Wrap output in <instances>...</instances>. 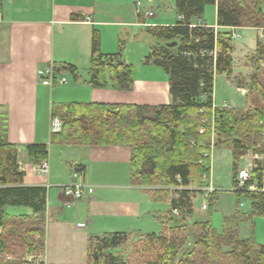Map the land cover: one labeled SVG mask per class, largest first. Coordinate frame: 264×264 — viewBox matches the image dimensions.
Segmentation results:
<instances>
[{"label": "trees", "instance_id": "1", "mask_svg": "<svg viewBox=\"0 0 264 264\" xmlns=\"http://www.w3.org/2000/svg\"><path fill=\"white\" fill-rule=\"evenodd\" d=\"M175 5L181 19L174 26L148 30L156 44L147 58V62L152 61L169 76L172 105L68 103L52 108V116H59L64 122L62 132L52 135L53 142L129 146L133 152L132 184L147 188L154 199L168 198L171 206V217L163 232L139 235L127 259L109 251L130 242L131 235L92 237L87 264H264V245L256 240L253 222L252 234L244 240L234 228L238 215L224 220L221 234L210 220L189 226L184 220L190 210L188 192L182 191L178 200L172 199L171 192L177 187L201 186L202 175L210 174L211 160L204 154L210 150L213 136L216 148L232 151L235 173L242 156L249 152L264 154V148H258L264 133V86L257 74L259 63L264 62V45L257 43L256 80L252 85L263 105L246 110L214 107L215 74L233 73V40L213 27L193 26L194 21L203 19L207 6L216 5L219 27L262 28L264 0H176ZM77 19L83 18L73 17ZM172 42L177 45L172 48L166 45ZM215 51L216 58L211 54ZM65 69L77 77L73 66ZM90 77L93 88L118 91H132L135 82L132 65L101 54V35L96 29L92 36ZM27 150L35 165L48 160L44 144L29 145ZM24 176L18 165L17 147L0 143V264H34L26 256L45 253L47 192L41 187L24 186ZM254 182L264 186V166L260 161L253 170L251 183ZM234 193L238 202L241 199L252 202V215L244 220L251 222L254 216L264 217V192ZM214 199L215 193L210 198L211 204ZM7 206H27L33 214L4 215L2 210ZM174 211L179 216H174ZM192 237L190 251L175 263Z\"/></svg>", "mask_w": 264, "mask_h": 264}, {"label": "crops", "instance_id": "2", "mask_svg": "<svg viewBox=\"0 0 264 264\" xmlns=\"http://www.w3.org/2000/svg\"><path fill=\"white\" fill-rule=\"evenodd\" d=\"M0 4L3 7V21L0 24V143L17 147L19 169L25 175L23 185L46 189L45 264H87L89 240L92 237L114 233L129 234L132 237L143 235L154 229L159 219L152 211L153 204L147 195L148 189L136 187L131 182L133 152L129 146L65 145L52 141L50 124L56 91L53 88L57 85H42L38 70L54 65L65 74L69 73L65 68L73 66L77 77L69 74L77 83L83 81L82 72H86L88 79L84 81L85 84L79 83L68 88L69 92L58 99V105H172L169 76L152 61L147 62L155 44L151 46L149 40L139 39L142 44H137L133 56L122 55L119 48L117 53L112 54L113 51H108L106 47L107 32L104 30L109 27H135L141 28V33L148 34L152 27L174 26L181 17L176 8V21L169 23L166 20L172 19L165 14L158 17L153 6L147 9L141 2L134 3V0H0ZM214 9L213 24L209 25L203 17L201 21H194L193 26L207 25L215 28L217 33L227 35L243 29L219 27L216 5ZM145 11H151L153 16L146 18ZM73 17L83 19L73 20ZM150 18L153 20L148 21ZM95 29L101 35L103 56L114 57V60L134 67L135 82L132 91L93 88L90 85L92 36ZM240 38L241 35L238 39ZM232 40L234 44L235 39ZM257 43L258 39L252 54H255ZM233 65V73L227 77L243 95H248L242 84L237 85V78L243 73H235V64ZM74 92H80V97L75 96ZM258 103L259 107L263 105L262 100ZM214 107L236 109L235 105L226 103L218 106L214 102ZM33 144L47 146V175L35 171L37 165L32 163L27 150ZM221 148L214 147V150ZM227 151L233 160L232 151ZM253 159L252 152L242 156L236 163V171L241 161L248 165ZM263 160L261 158L259 161L264 166ZM215 162L214 156H211L210 180L214 191L208 199L214 193L215 199L211 208L203 205L202 211L208 212L211 209L220 212L224 220L238 215L239 221L234 228L239 230L241 239H248L252 234V223L244 220L245 216H250L245 211V204L249 203L251 207L252 202L244 199L246 202L243 204L242 200L238 202L234 190L220 192L216 188L213 179ZM234 166L233 161V186L236 175ZM74 181L84 186L85 193L82 199L67 202L64 188ZM182 191H187L190 198V210L184 216L185 222H188L195 215L196 198L198 195L207 198V191L200 190L199 187H177L171 189L172 199L178 200ZM7 207H25L30 211L11 215L6 212ZM7 207L2 210L4 215L33 214V210L27 206ZM1 215L2 213L0 218ZM208 220L212 222L214 217L209 214L206 221ZM195 223L197 222L192 225ZM245 224L250 225V236L244 238L241 234ZM1 231L0 226V233Z\"/></svg>", "mask_w": 264, "mask_h": 264}, {"label": "rangeland", "instance_id": "3", "mask_svg": "<svg viewBox=\"0 0 264 264\" xmlns=\"http://www.w3.org/2000/svg\"><path fill=\"white\" fill-rule=\"evenodd\" d=\"M141 2V4L145 5L147 9L151 6L154 7L155 14L159 17L165 14L167 18L172 20H166L169 23H175L176 21V5L175 0H134V3ZM214 5H209L206 7L204 19L205 21L211 25L215 22V9ZM264 10V6H263ZM153 18L148 19V21H152ZM264 28V27H262ZM257 28H243L238 31L241 35L240 39L234 40V53L233 59L235 64V73H243L240 74L239 78H237V85L244 87L245 90L248 91V95H243L241 90H238L237 86L233 84L225 74H217L215 76L214 81V102L218 106H222L223 104L227 105H235L237 109H249V108H257L259 107V101L261 98L256 91V89L252 88L256 78V71L254 67V53L252 52L255 49L256 41L259 36V32L255 30ZM261 29V28H259ZM141 28L135 27H123V28H113L109 27L106 28L104 31L107 32L105 35L106 39V47L108 51H113L112 54L117 53L118 50H121L122 55L127 54L129 57L133 56L137 49V44L140 43V40L143 39L149 40L150 45L156 44V40L148 35L147 33H141ZM139 32V33H138ZM140 35V36H139ZM145 35V36H144ZM140 39V40H139ZM119 48V49H118ZM249 55V56H248ZM248 56L246 59L245 57ZM245 59V61H244ZM249 60V61H248ZM234 66V65H233ZM246 68V69H245ZM252 73L251 75H245ZM258 74V80L264 86V76L260 72ZM65 77L68 79V83L65 86H57L54 87L53 90L55 91V98L53 102H55L54 106L58 105L59 98L65 95L68 91V88L74 86L76 84L82 83L85 84V80L88 79V76L85 71L82 72L83 81H78L79 83L75 82L73 77L69 73L64 74ZM71 92V91H70ZM75 96L77 97L81 95L80 92H74ZM80 97V96H79ZM80 99V98H79ZM256 100L258 102H256ZM77 101V100H76ZM258 148L259 145H258ZM226 148H221L220 150H214L212 158L214 156L215 165L213 167V179L216 188L220 192H229L234 190L233 186V160L230 152H228ZM213 160V159H212ZM246 162L241 161L239 168L245 167ZM153 204L152 211L158 216V221L154 229H151L146 234H160L163 232L164 228L167 226L169 222V218L171 217L170 211V203L168 198L163 199H154L150 193L147 194ZM207 197V196H206ZM207 199V200H205ZM242 203L244 204L246 201L241 199ZM245 201V202H244ZM206 205L207 207L211 208L210 199L204 198L203 195H198L195 200L194 208H195V215L188 221L185 222L187 225L192 226L194 222H203L206 221L208 215L210 214L214 217V220L211 222L213 227L217 230L218 233H222L224 231V218L220 212L210 211L205 212L202 211V206ZM245 211L252 215L251 207L248 204H245ZM30 211L25 207H7L6 212L11 215H18L22 213H27ZM1 220V219H0ZM254 223L255 226V237L259 244L264 245V217L261 216H254L251 223ZM250 225L245 224L244 228L242 229V237H249L250 236ZM138 241V236H135L131 239L130 242L125 244L124 246L110 250L109 252L115 255L116 257H122L127 259L128 256L132 252L133 245ZM194 243V238L192 237L186 249L181 251L177 258L175 259V263H178L186 253H188Z\"/></svg>", "mask_w": 264, "mask_h": 264}, {"label": "built area", "instance_id": "4", "mask_svg": "<svg viewBox=\"0 0 264 264\" xmlns=\"http://www.w3.org/2000/svg\"><path fill=\"white\" fill-rule=\"evenodd\" d=\"M144 16L146 18H149L153 16V13L151 11H145ZM3 21V7L0 4V24ZM260 30V34L258 36V42L260 45H264V28L258 29ZM232 39H238L240 35L236 32L232 33L231 35ZM215 58L217 56V52L211 53ZM260 71L264 76V62L259 63ZM38 78L42 85L53 87L54 85L57 86H65L68 83V79L65 77V75L54 65H51L45 69L38 70ZM227 108V107H225ZM264 124V121L262 122ZM64 122L61 117L59 116H52L51 117V124H50V130L51 134H59L63 130ZM215 147V138L212 137L211 140V146L210 150L207 151L204 154V157L210 158L213 153ZM260 148H264V133L261 136V142L259 143ZM253 161L250 162L248 165L242 168H238L235 175V186L234 191L236 192H264V186L260 187L257 183H251L253 181V170L257 166V161L261 160V158H264L263 155L254 154L253 153ZM264 161V160H263ZM35 171L39 174L47 175L49 173V164L46 161L42 162L41 164L37 165L35 167ZM210 174H211V168H210ZM210 174L209 175H202V184L199 187L200 190H206L207 194L206 196L209 198L210 194L213 193L214 188L211 184L210 180ZM78 177V174L75 175V178ZM84 186L79 183L78 181L72 182L70 185L66 186L64 188V197L67 202H73L77 201L83 198L84 196ZM70 207V205H68ZM174 215L179 216L178 211L173 212ZM45 257L44 255H27L26 260L30 263L34 264H45L44 261Z\"/></svg>", "mask_w": 264, "mask_h": 264}, {"label": "water", "instance_id": "5", "mask_svg": "<svg viewBox=\"0 0 264 264\" xmlns=\"http://www.w3.org/2000/svg\"><path fill=\"white\" fill-rule=\"evenodd\" d=\"M168 47H175L176 45H177V43L176 42H172V43H167L166 44Z\"/></svg>", "mask_w": 264, "mask_h": 264}]
</instances>
